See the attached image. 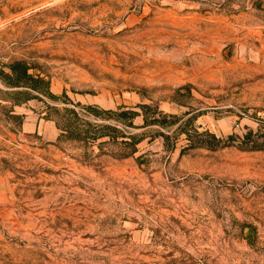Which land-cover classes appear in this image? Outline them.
Masks as SVG:
<instances>
[{"label":"rangeland","instance_id":"rangeland-1","mask_svg":"<svg viewBox=\"0 0 264 264\" xmlns=\"http://www.w3.org/2000/svg\"><path fill=\"white\" fill-rule=\"evenodd\" d=\"M74 104L166 116L76 106L122 157L58 139ZM0 264H264V0H0Z\"/></svg>","mask_w":264,"mask_h":264},{"label":"trees","instance_id":"trees-1","mask_svg":"<svg viewBox=\"0 0 264 264\" xmlns=\"http://www.w3.org/2000/svg\"><path fill=\"white\" fill-rule=\"evenodd\" d=\"M11 73L10 85L15 88H28L30 90H40L45 96L51 99H57V96L52 94L49 88V81L44 80L41 77H35L29 73L30 66L24 61H14L8 65ZM65 95V94H64ZM26 98L25 100H28ZM18 103L17 101L15 102ZM76 106L89 109L94 116L105 115L107 119H112L117 123L132 125V121L135 116L142 114L144 119V124H152L159 121L154 115H162L161 111L158 110L156 106L149 104H139L137 107L140 108L142 112L135 111L129 108L118 107L117 109L110 110H99L95 106H82L80 104H74V106L64 105L60 107L46 105L49 109L46 118L54 119L58 130L60 131L58 139L60 140H71L75 142H83L85 144L94 143L98 138L108 137L109 142H118L119 136L124 137L121 142L125 145L124 149H128L127 152H123L122 157L130 155L136 149V144L140 142V137L137 135L126 134L123 129H119L116 125L112 124H102L96 122H90L83 118ZM51 112L56 116L53 118ZM52 118H51V117ZM196 132V131H195ZM197 133V132H196ZM199 138H204L205 143H216L217 147H223L225 143H230L234 139L232 135L226 138V141L217 137L215 134L210 133L205 130L197 134ZM164 144L169 145V136L164 135ZM171 143V142H170ZM212 147V146H211Z\"/></svg>","mask_w":264,"mask_h":264},{"label":"crops","instance_id":"crops-1","mask_svg":"<svg viewBox=\"0 0 264 264\" xmlns=\"http://www.w3.org/2000/svg\"><path fill=\"white\" fill-rule=\"evenodd\" d=\"M30 118H27V120H29Z\"/></svg>","mask_w":264,"mask_h":264}]
</instances>
